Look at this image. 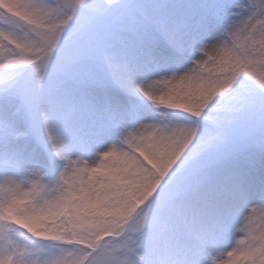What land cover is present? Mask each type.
Instances as JSON below:
<instances>
[{"label":"snow or ice","instance_id":"1","mask_svg":"<svg viewBox=\"0 0 264 264\" xmlns=\"http://www.w3.org/2000/svg\"><path fill=\"white\" fill-rule=\"evenodd\" d=\"M0 264H264V0H0Z\"/></svg>","mask_w":264,"mask_h":264}]
</instances>
